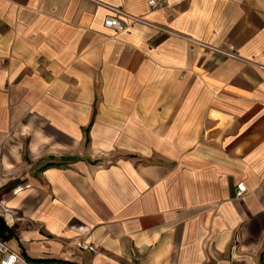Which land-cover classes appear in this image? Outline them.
<instances>
[{"label": "crops", "instance_id": "crops-1", "mask_svg": "<svg viewBox=\"0 0 264 264\" xmlns=\"http://www.w3.org/2000/svg\"><path fill=\"white\" fill-rule=\"evenodd\" d=\"M149 1L0 0L8 243L36 264H264V0Z\"/></svg>", "mask_w": 264, "mask_h": 264}, {"label": "built area", "instance_id": "built-area-1", "mask_svg": "<svg viewBox=\"0 0 264 264\" xmlns=\"http://www.w3.org/2000/svg\"><path fill=\"white\" fill-rule=\"evenodd\" d=\"M149 4L152 8H166L167 4L162 0H150ZM140 18H135V21H140ZM105 25L115 28L118 32L124 31L128 25L120 17H109L105 21ZM204 48L217 52L223 56L242 59L241 54L235 45L229 44L227 47L220 46H210L207 44H201ZM101 156L109 157L108 152H101ZM247 193V186L244 182H240L236 188V197L242 198ZM75 243L83 248L89 250H95L92 244L83 242L79 238L75 239ZM0 264H36L34 261L30 260L28 257L12 249L8 243V240L0 237Z\"/></svg>", "mask_w": 264, "mask_h": 264}, {"label": "trees", "instance_id": "trees-1", "mask_svg": "<svg viewBox=\"0 0 264 264\" xmlns=\"http://www.w3.org/2000/svg\"><path fill=\"white\" fill-rule=\"evenodd\" d=\"M10 236H11L10 228L6 225L5 221H3V218L0 217V237L8 240Z\"/></svg>", "mask_w": 264, "mask_h": 264}]
</instances>
